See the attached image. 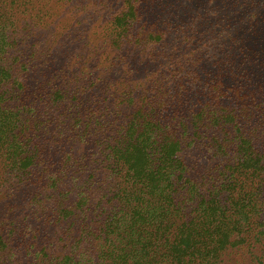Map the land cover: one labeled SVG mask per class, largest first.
Instances as JSON below:
<instances>
[{"label":"trees","instance_id":"trees-1","mask_svg":"<svg viewBox=\"0 0 264 264\" xmlns=\"http://www.w3.org/2000/svg\"><path fill=\"white\" fill-rule=\"evenodd\" d=\"M124 1L121 15L105 25L103 45L86 41L80 59L110 66L125 57L117 52L131 48L139 51L130 57L134 68L173 57L170 72L189 64L186 79L195 75L208 81L194 90L182 77L174 75L163 85L155 75L137 98L135 88L120 91L106 82L98 87L99 96L83 106L73 76L41 98L37 123H19L6 89L19 67L2 64L14 37L2 22L0 158L7 174L26 186L41 180L44 198L39 222L25 233L23 244L10 246L0 234V264H13V250L29 247L39 253L27 264H221L231 248L238 254L256 249L261 264L264 52L229 31L203 39L194 24H187L192 19L180 22L179 35L173 37L162 25L167 7ZM3 4L9 13L19 7L24 13L39 10L37 0ZM76 33L84 39L83 31ZM148 44L151 51L143 55L141 46ZM73 107L78 140L88 139L90 152L57 148V133L53 152L39 149L35 137L49 128V115L60 109L58 116H64ZM53 154L59 155L60 168L51 174ZM200 154L204 161L191 173L189 165ZM44 225L51 230L41 229Z\"/></svg>","mask_w":264,"mask_h":264},{"label":"rangeland","instance_id":"rangeland-1","mask_svg":"<svg viewBox=\"0 0 264 264\" xmlns=\"http://www.w3.org/2000/svg\"><path fill=\"white\" fill-rule=\"evenodd\" d=\"M37 1L39 10L33 8L27 14L22 11V7L10 10V13L6 12L3 0H0V25L5 22L7 34L14 37L3 53L2 64L6 63L9 66L16 62V66L19 67L12 70V76L6 86L9 99L7 104L13 111H17L19 123H28L32 126L37 123L38 114L41 112V98L68 82L73 76L76 77L77 88L83 92L78 96L83 106L90 105L91 101L99 96L98 87L106 82L111 86H118L120 91L135 88L132 96L137 98L140 91L150 86V81L155 75H159L158 78L163 81V85H169L174 75L177 79L182 77L194 90L208 81L195 75L186 79L189 64L182 65L175 73L170 72L169 69L173 68V57L171 59L161 57L156 64L151 63L147 57L141 64L146 61L149 63L134 68L130 65L132 62L130 57L139 54V51H132L131 48L117 52L118 55L125 57L119 61L114 60L110 66L100 64L99 60L80 59V55L86 49V41L92 47L95 44L103 45V36L107 33L105 25L121 15L124 0ZM145 2L148 6L154 3L161 8L167 7L168 10L161 13V16H168L167 22L162 23L165 34L178 36L177 25L192 19L193 23L187 24H194L197 34L203 39L211 40L217 32L227 35L225 32L229 31L233 38L240 36L246 44L258 46L264 52V0H145ZM146 16L150 17V10ZM77 29L85 33L84 39L76 37ZM138 45L135 48H139ZM151 48L150 44L141 46V52L146 55L150 53ZM156 51L160 50L156 48ZM176 53L177 51L173 54ZM184 59L185 56L179 63L182 64ZM46 64L51 66L48 67ZM76 110V107H73L64 116H58L60 112L58 109L49 115V128L35 137L39 149L43 147L49 150L48 152H53L56 145H52L51 141L57 138L53 136L57 133L59 136L57 148L65 145L77 148L81 154L90 152L88 139L78 140ZM54 127L56 129L53 131ZM189 155H193V152ZM58 160L59 155L53 154L48 161L51 174L59 170ZM193 160L195 162L189 165L191 173L204 161L201 154L193 157ZM5 163L0 158V234L3 241L7 240V243L9 241L10 246H18L23 244L22 238H25V233L30 232V229L35 228L39 222L38 208L44 198L41 189L43 183L40 180L26 186L27 182L7 174L9 171ZM36 187L37 189H34ZM41 229L47 232L51 230L46 225ZM35 253L39 252L33 247L24 251L15 249L10 258L13 264H27L29 257L36 256ZM238 253L239 251L235 252L234 248L229 249L222 257L221 264L259 263V252L256 249L254 252L246 250ZM261 264H264V261Z\"/></svg>","mask_w":264,"mask_h":264}]
</instances>
